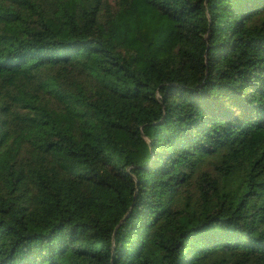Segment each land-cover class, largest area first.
I'll return each instance as SVG.
<instances>
[{"label":"trees","instance_id":"obj_1","mask_svg":"<svg viewBox=\"0 0 264 264\" xmlns=\"http://www.w3.org/2000/svg\"><path fill=\"white\" fill-rule=\"evenodd\" d=\"M0 264H264V0H0Z\"/></svg>","mask_w":264,"mask_h":264},{"label":"rangeland","instance_id":"obj_2","mask_svg":"<svg viewBox=\"0 0 264 264\" xmlns=\"http://www.w3.org/2000/svg\"><path fill=\"white\" fill-rule=\"evenodd\" d=\"M110 1H112V2H113V0H110Z\"/></svg>","mask_w":264,"mask_h":264}]
</instances>
